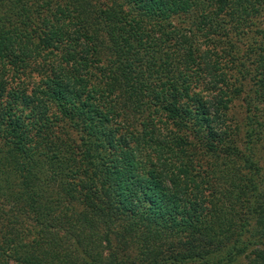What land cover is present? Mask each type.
Returning <instances> with one entry per match:
<instances>
[{"label": "trees", "instance_id": "16d2710c", "mask_svg": "<svg viewBox=\"0 0 264 264\" xmlns=\"http://www.w3.org/2000/svg\"><path fill=\"white\" fill-rule=\"evenodd\" d=\"M0 264H264V0H0Z\"/></svg>", "mask_w": 264, "mask_h": 264}]
</instances>
